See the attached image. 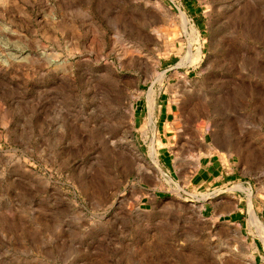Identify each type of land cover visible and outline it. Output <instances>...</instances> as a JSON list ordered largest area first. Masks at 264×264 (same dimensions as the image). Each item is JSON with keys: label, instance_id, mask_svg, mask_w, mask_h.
<instances>
[{"label": "rangeland", "instance_id": "rangeland-1", "mask_svg": "<svg viewBox=\"0 0 264 264\" xmlns=\"http://www.w3.org/2000/svg\"><path fill=\"white\" fill-rule=\"evenodd\" d=\"M195 131L238 180L188 185ZM0 264H264V0H0Z\"/></svg>", "mask_w": 264, "mask_h": 264}, {"label": "crops", "instance_id": "crops-1", "mask_svg": "<svg viewBox=\"0 0 264 264\" xmlns=\"http://www.w3.org/2000/svg\"><path fill=\"white\" fill-rule=\"evenodd\" d=\"M155 122L160 145L158 147V162L170 172H174V151L173 143L176 134L179 132L174 129L175 113L172 105L160 100L155 114ZM187 142L182 146V151L186 154L183 167L178 171H190L185 178L188 185L195 189H207L213 191L218 187L229 185L238 180L233 162L227 161L215 152L207 141L205 132H196L192 135H183ZM246 192L241 190L233 191H214L213 196L207 199H200L201 213L213 219L215 222L230 220L229 223H241L244 219L243 197Z\"/></svg>", "mask_w": 264, "mask_h": 264}, {"label": "bare ground", "instance_id": "bare-ground-1", "mask_svg": "<svg viewBox=\"0 0 264 264\" xmlns=\"http://www.w3.org/2000/svg\"><path fill=\"white\" fill-rule=\"evenodd\" d=\"M154 91L153 90H151V92L149 93V95H148V102H149V109L151 110V113H150V121L152 122V113H153V100H154ZM155 156H156V150H152V152H151V157L153 158V159H155ZM168 181V180H167ZM249 213H250V226H258L259 225V222H258V219H257V216H256V213H255V211H254V209H253V207H250V210H249Z\"/></svg>", "mask_w": 264, "mask_h": 264}]
</instances>
